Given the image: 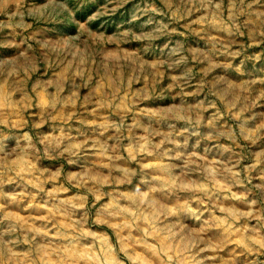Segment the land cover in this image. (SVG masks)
<instances>
[{
  "label": "rangeland",
  "instance_id": "1",
  "mask_svg": "<svg viewBox=\"0 0 264 264\" xmlns=\"http://www.w3.org/2000/svg\"><path fill=\"white\" fill-rule=\"evenodd\" d=\"M0 264H264V0H0Z\"/></svg>",
  "mask_w": 264,
  "mask_h": 264
}]
</instances>
